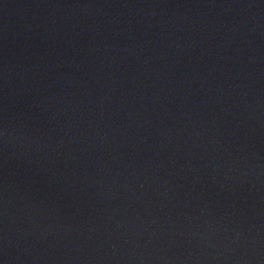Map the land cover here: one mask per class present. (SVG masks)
Listing matches in <instances>:
<instances>
[{
    "label": "water",
    "instance_id": "1",
    "mask_svg": "<svg viewBox=\"0 0 264 264\" xmlns=\"http://www.w3.org/2000/svg\"><path fill=\"white\" fill-rule=\"evenodd\" d=\"M0 264H264V0H0Z\"/></svg>",
    "mask_w": 264,
    "mask_h": 264
}]
</instances>
